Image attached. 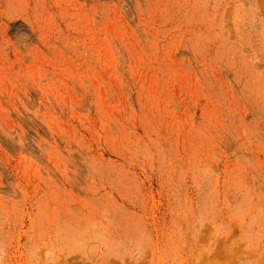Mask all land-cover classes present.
<instances>
[{"label":"rangeland","instance_id":"rangeland-1","mask_svg":"<svg viewBox=\"0 0 264 264\" xmlns=\"http://www.w3.org/2000/svg\"><path fill=\"white\" fill-rule=\"evenodd\" d=\"M0 264H264V0H0Z\"/></svg>","mask_w":264,"mask_h":264}]
</instances>
